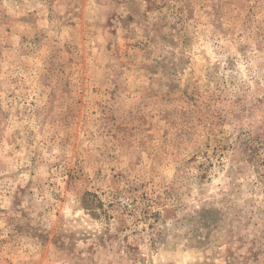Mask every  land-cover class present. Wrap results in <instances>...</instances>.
<instances>
[{"label": "rangeland", "instance_id": "1", "mask_svg": "<svg viewBox=\"0 0 264 264\" xmlns=\"http://www.w3.org/2000/svg\"><path fill=\"white\" fill-rule=\"evenodd\" d=\"M0 264H264V0H0Z\"/></svg>", "mask_w": 264, "mask_h": 264}]
</instances>
